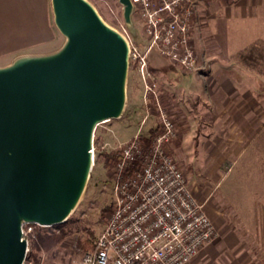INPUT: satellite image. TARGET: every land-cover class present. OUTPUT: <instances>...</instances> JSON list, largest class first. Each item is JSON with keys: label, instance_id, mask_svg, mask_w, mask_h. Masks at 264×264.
Masks as SVG:
<instances>
[{"label": "water", "instance_id": "water-1", "mask_svg": "<svg viewBox=\"0 0 264 264\" xmlns=\"http://www.w3.org/2000/svg\"><path fill=\"white\" fill-rule=\"evenodd\" d=\"M117 1L132 26L131 0ZM51 9L63 44L0 67V264H22V223L68 220L93 165L94 130L125 105V36L86 0H51Z\"/></svg>", "mask_w": 264, "mask_h": 264}, {"label": "built area", "instance_id": "built-area-1", "mask_svg": "<svg viewBox=\"0 0 264 264\" xmlns=\"http://www.w3.org/2000/svg\"><path fill=\"white\" fill-rule=\"evenodd\" d=\"M194 1L131 0L143 38L141 45L128 41L129 64L140 76L145 104L152 95L158 132L147 143L137 133L118 150L119 160L109 173L112 210L93 248L84 251L75 264H187L218 236L172 155L170 146L179 127L160 106L148 61L156 51L177 69L198 70L192 38ZM51 227L22 223L21 239L26 244L22 264H35L28 254L29 241L38 228Z\"/></svg>", "mask_w": 264, "mask_h": 264}, {"label": "crops", "instance_id": "crops-1", "mask_svg": "<svg viewBox=\"0 0 264 264\" xmlns=\"http://www.w3.org/2000/svg\"><path fill=\"white\" fill-rule=\"evenodd\" d=\"M194 2L192 38L198 70L188 74L197 72V80L193 79L181 93L178 92L186 107L183 114L191 115L192 124L189 127L178 125L180 140L171 146V152L197 200L195 193L201 190L203 178L185 161L183 146L188 138H197L196 133L206 116L214 115L213 136L221 139L220 143L225 139L224 154L232 153L231 148L236 150L242 138H251L264 131V94L258 95L253 86L261 80L264 87V0ZM62 37L53 22L51 0H0V67L20 56L53 52L60 47ZM247 56L255 60L253 65L246 60ZM148 61L152 69L166 77L177 69L168 63L151 66L150 57ZM179 112L181 109H176L171 116L183 122V118L176 116ZM220 143L213 142L215 145L210 146L209 156L219 153ZM214 157L211 159L215 160ZM218 167L209 165L208 173L214 171L215 174ZM198 177L200 179H196ZM237 223L235 243L229 241L228 231L220 232L216 228L217 238L187 264H260L252 236L264 232L256 230V224L248 226L244 219Z\"/></svg>", "mask_w": 264, "mask_h": 264}, {"label": "rangeland", "instance_id": "rangeland-1", "mask_svg": "<svg viewBox=\"0 0 264 264\" xmlns=\"http://www.w3.org/2000/svg\"><path fill=\"white\" fill-rule=\"evenodd\" d=\"M86 1L95 8L107 26L124 35L128 41L136 40L138 45L142 44L143 35L139 23L133 15L131 17L132 26L124 23L122 6L117 0ZM232 38L233 36H231V40ZM63 42L64 38L62 37L60 46ZM149 57L151 66L166 63L171 65L168 61L160 58L156 51H152ZM130 66L134 67L132 64H129ZM128 74L125 105L120 118L100 123L94 130L93 139L94 136H99L102 140L101 151H118L135 134H145L148 129L158 125V111L157 107L153 105V98L151 101L148 100L147 104L143 101V85L139 74L137 73L133 78ZM196 76L197 72L188 74L181 69L171 71V74L167 75L168 78H171L170 80L160 72L154 74L158 85L160 106L169 115L171 112L176 113V109H181V112L177 113L179 115L176 116L183 118V122H177L172 117L177 125L184 124L185 127H189L192 124L190 122L191 115L189 118L186 112L183 114L182 110L186 107L181 103L182 98L179 93L193 79L197 80ZM256 83H258L257 86L255 83L253 86L257 89V94L263 95V82L258 80ZM195 84L201 85L202 82H195ZM172 97H174L173 101ZM177 99H179V107ZM200 108L203 110V106ZM262 109L264 110V105ZM213 117L214 115L210 114L201 122V128L196 133L197 138L187 139L183 146L186 153L185 161L190 163L195 174L200 173L203 178L202 185H200L201 190L195 193L197 201L203 205L204 211L214 224L215 229H220V232L228 231L226 234L229 241L235 243L239 219H244L248 226L252 225L253 227L256 224V230L264 232V131L251 138H242L241 142L237 143L236 150L231 148L232 153L224 154L222 145H224L225 139L220 143L221 139L213 136ZM179 137L180 135L171 146L180 140ZM217 141L220 143V146H217L219 153L216 152L215 157H211L208 152L212 151L211 147L215 145L213 142ZM207 146L209 147L207 148ZM213 157L215 160H212ZM209 165H219L215 174L214 171L208 173ZM211 170L213 169L211 168ZM109 173L110 171L105 167L104 158L94 149L93 165L89 177L77 205L68 218L69 221L51 227V230L55 232H58V228L65 229L66 238L53 253L37 252L34 259L35 264H75L80 260L85 250L80 248L79 241L88 238L89 232H93L97 237L109 214L107 210L113 202ZM204 199L206 201L203 204ZM252 237L256 242L255 252L260 259V264H264V241H262L264 233ZM247 238L249 239V235Z\"/></svg>", "mask_w": 264, "mask_h": 264}, {"label": "trees", "instance_id": "trees-1", "mask_svg": "<svg viewBox=\"0 0 264 264\" xmlns=\"http://www.w3.org/2000/svg\"><path fill=\"white\" fill-rule=\"evenodd\" d=\"M246 60L253 65V58H249L247 56ZM150 70L153 74H155V70L150 67ZM137 71L134 67L130 66L129 67V74L128 76L133 78L136 77ZM148 100L151 101L152 97L149 95ZM158 132V125L155 127H152L148 129V131L145 134H141V140L143 142H148V139L151 137L155 136ZM101 145H102V140L99 136H94L93 139V146L95 150L99 153V155H102V157L105 160V167L108 171H111V169L116 165V163L119 160L120 154L118 151H101ZM112 210V204L108 207V212L110 213ZM67 220L66 222H68ZM106 223V220L104 221ZM58 232H55L51 229H41L38 228L35 232V237L30 239L29 241V253L33 259H35V255L39 251H46L49 253H53L59 246L60 244L64 241V239L67 236V232L65 229L58 228ZM96 239V236L94 235L93 232H89V237L83 240L79 241V246L80 248L86 250H90L93 248V242Z\"/></svg>", "mask_w": 264, "mask_h": 264}]
</instances>
